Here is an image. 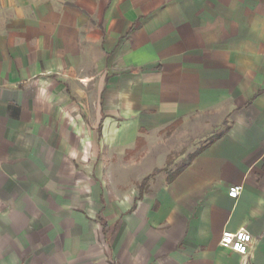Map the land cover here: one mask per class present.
<instances>
[{
    "label": "crops",
    "instance_id": "1",
    "mask_svg": "<svg viewBox=\"0 0 264 264\" xmlns=\"http://www.w3.org/2000/svg\"><path fill=\"white\" fill-rule=\"evenodd\" d=\"M0 264H264V0H0Z\"/></svg>",
    "mask_w": 264,
    "mask_h": 264
},
{
    "label": "rangeland",
    "instance_id": "2",
    "mask_svg": "<svg viewBox=\"0 0 264 264\" xmlns=\"http://www.w3.org/2000/svg\"><path fill=\"white\" fill-rule=\"evenodd\" d=\"M158 137H162L163 139L166 138L163 135H159ZM186 142H187V138L186 137L185 138H180V139H178V138L176 139L175 138L171 143L167 142L168 143L167 149L169 151H171V150L175 151V152H173V154L170 155V158L172 159V161H174V159L178 157V155H179L178 151H180V148ZM132 157H134V159H137L135 154H133ZM142 157L143 156L141 154V156H139V158H142ZM125 160L126 161H124V162L122 160L121 161L120 160L119 161H115L116 166H118V165L121 166L122 165V166L125 167L124 169L127 170L128 168H130V165H132L135 168V167H138V166H141V165L144 164V161L141 160V159H138L137 161L133 160L132 162H128V159H126V158H125ZM111 165H112V162L106 161V181L109 184H111V181H112V177L110 176L109 171H108L111 168ZM118 168H120V167H118ZM121 169L122 168H120V170ZM128 173H129V176H128ZM122 174H124L125 176H121V177H116L115 178V181L120 186L121 190H128L130 188H133V187H136V186L139 185L141 178H139V177H137V178L130 177V176H134L135 175L134 172H124V171H122Z\"/></svg>",
    "mask_w": 264,
    "mask_h": 264
},
{
    "label": "built area",
    "instance_id": "3",
    "mask_svg": "<svg viewBox=\"0 0 264 264\" xmlns=\"http://www.w3.org/2000/svg\"><path fill=\"white\" fill-rule=\"evenodd\" d=\"M242 192V187L235 186L228 192L229 198L237 200ZM253 241L252 235L245 229L237 232L225 231L220 238V246L240 256H247Z\"/></svg>",
    "mask_w": 264,
    "mask_h": 264
},
{
    "label": "trees",
    "instance_id": "4",
    "mask_svg": "<svg viewBox=\"0 0 264 264\" xmlns=\"http://www.w3.org/2000/svg\"><path fill=\"white\" fill-rule=\"evenodd\" d=\"M177 125H178V124H175V125L173 126V128H175ZM218 138H219V137H216L213 141H215V140L218 139ZM140 143H141V140H140ZM204 149H205V147H203V148L199 151V153H196L194 156H197L198 154H200ZM192 158H193V157H192ZM172 164H173V161H172V159L169 157L168 162H167V167H166V169L169 168ZM184 167H185V165L182 166V167H180V168H179V169H178L173 175H171V176L168 178V182H173V181L177 178V176L183 171ZM158 172H159V171H156V172H154L152 175H150L149 177L145 178V179L142 181L140 187H145L146 185H148V183L150 182V180H151V179L155 176V174H157Z\"/></svg>",
    "mask_w": 264,
    "mask_h": 264
}]
</instances>
